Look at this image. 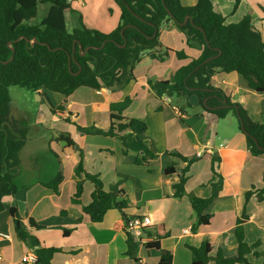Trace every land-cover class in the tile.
<instances>
[{
    "label": "crops",
    "instance_id": "1",
    "mask_svg": "<svg viewBox=\"0 0 264 264\" xmlns=\"http://www.w3.org/2000/svg\"><path fill=\"white\" fill-rule=\"evenodd\" d=\"M197 1L181 0V3L184 6H192ZM212 2L215 11L226 17L227 24L237 23L246 14L254 12V25L261 31L264 40V0H242L235 13L231 0ZM66 16L71 17L78 27L82 19L87 27L105 33L113 31L120 22V11L113 0L75 1ZM160 41L164 48L173 52H169V56L163 61L144 55L134 71L136 81L115 91L110 88L100 91L80 88L69 97L62 95L65 97L64 105L59 106H63L64 111L57 110L53 113L55 117L70 119L75 125L81 124V127L97 126L108 129L109 117L105 124H101L98 118L100 108L109 114V105L112 102L130 97L133 102L125 115L147 123L148 130L141 137L157 153V158L147 165H136L138 154L129 151L124 155L119 139L80 132L76 145L70 146L75 152V162L70 165L69 173L65 170V165L62 167V162H65L59 157L60 169L57 173L61 171L64 176L59 185L60 196L51 188L42 185L50 182L52 178L46 182L32 177L23 185L29 189L22 191L20 187L16 195L4 199L6 209L0 211V233H6L10 238L0 241V264H18L22 256L30 250L14 229L9 213V208L14 206L20 210L23 226L38 238L41 247L60 249L53 255L52 264H137L126 254L125 230L116 226L123 219L121 212L114 214L111 220H106L107 215H110L107 213L100 223L91 222L83 213L82 208L91 202L94 189L90 181V184H84L80 204L70 201V196L77 188L79 178L74 169L80 162L81 152L86 172L99 175L108 192L117 194L119 200L128 203L130 208L126 210V214L130 219L148 216L152 221L148 230L152 232L153 238L169 233V236L163 237L160 242L162 249L172 252L173 264H191L192 253L186 246L199 247L204 241L213 246V256L219 248L224 251L226 257L237 256V219L243 213L246 192L264 189V157L251 154L246 146L245 135L234 130L232 122L227 124V131L222 130V119L211 113H202L197 96L186 99L177 97V100L167 96L156 97L149 87L150 80L171 79L179 68L198 58L201 53L197 48L188 47L185 34L172 24L161 28ZM181 50L187 55L184 59H179L175 54V51ZM211 83L223 89L234 102L242 104L254 121L264 123V92H255L236 72L217 73ZM40 94L50 100L46 89H41L38 95ZM187 104L197 111L188 113ZM49 150L51 151L50 146ZM170 151L185 157L201 158L190 167L186 195L181 199L173 197V185L178 182L177 175H182L187 163L168 155ZM214 153L221 158L216 168L223 178L221 188L218 184L219 178L213 179L211 172V157ZM172 162L176 163L177 175L167 176L165 168ZM19 171L17 177L20 176ZM213 183L216 184L214 191ZM65 193L68 196L63 201ZM213 193V203L205 211L206 214L213 215L211 223L200 226L197 233L193 234L191 228L196 217L189 202V195L207 198ZM247 210L250 219L245 224L246 241L249 244L261 241L257 250L264 251V199L259 201L254 194ZM30 218L45 228H31ZM65 230L70 231L68 236L65 235ZM144 245H140L137 253L141 264H158L160 250L147 251ZM250 260L257 264L263 262L262 258L256 259L253 256H250Z\"/></svg>",
    "mask_w": 264,
    "mask_h": 264
},
{
    "label": "trees",
    "instance_id": "2",
    "mask_svg": "<svg viewBox=\"0 0 264 264\" xmlns=\"http://www.w3.org/2000/svg\"><path fill=\"white\" fill-rule=\"evenodd\" d=\"M75 1L78 0H0V211L6 209L4 199L20 191L16 177L21 164L20 153L27 141L26 124L11 113L10 87L20 86L37 93L44 88L65 97L83 87L94 91L103 88L121 90L136 81L134 71L144 55L163 61L169 56V52H173L164 48L160 41L161 28L169 24L185 34L188 47L197 48L201 53L198 58L179 68L171 79L150 80L148 84L151 91L158 98L176 96L186 99L197 96L202 113L214 114L219 119L233 114L238 120L239 129L245 135L247 149L253 156L264 157V123L254 121L242 104L234 102L223 89L211 83L217 73L236 72L255 92H264V40L261 31L254 25V12L246 14L237 23L227 24L226 17L215 11L212 0H198L192 6H184L181 0H113L120 11V22L113 31L105 33L87 27L82 19L79 27L68 29L66 13ZM231 1L234 3L235 13L242 0ZM46 3L50 4L49 9L43 17L37 18L39 5ZM262 13L264 20V8ZM187 17L190 20L185 24ZM175 54L179 59L187 57L183 50L175 51ZM215 56L216 58L202 65ZM132 102L127 97L109 105L108 129L76 126L84 134L119 139L124 155L129 151L136 152L138 156L135 164L144 166L157 158V153L141 137L148 130L147 123L125 115ZM187 107L191 108L188 104ZM57 110L64 111V107L59 106L52 112L56 113ZM60 139L66 140L68 146L76 145L71 135H61ZM168 155L187 163L182 175H177L175 162L165 168V175H177L178 182L173 185V197L181 199L186 195L190 167L201 158L189 159L178 152H168ZM220 162V156L214 153L211 157V172L213 179L219 178L221 188L223 178L216 171ZM75 173L79 179L72 202L80 204L84 181H90L94 189L91 202L82 208L83 213L91 222L100 223L108 211L118 209L123 219L116 226L126 232V254L137 264H141L137 255L141 243L134 238L128 227V203L119 200L117 194L108 192L99 175L86 172L82 152ZM63 179L64 176L59 171L50 182L42 185L59 194V185ZM215 188L216 184L213 183V191ZM254 194L259 201H263L264 189L250 190L245 194V206L241 217L237 219L235 230L237 256L226 257L221 248L213 256V246L204 241L199 247L186 246L192 253L191 264H257L250 260V256L262 258L261 264H264V251L257 250L261 241L249 244L245 236V224L250 219L247 206ZM213 200L214 193L207 198L189 195L196 217L191 228L193 234L197 233L200 226L211 223L213 215L206 214L205 211ZM9 213L21 241L30 249L36 250L41 264H52L53 255L60 249L41 247L38 238L23 226L18 207L9 208ZM29 224L31 228H45L33 218L29 219ZM148 228L145 233L151 240L144 245L147 251L160 250L158 264H173L172 252L162 249L160 242L169 233L153 238ZM69 233L70 231L65 230L66 236Z\"/></svg>",
    "mask_w": 264,
    "mask_h": 264
},
{
    "label": "rangeland",
    "instance_id": "3",
    "mask_svg": "<svg viewBox=\"0 0 264 264\" xmlns=\"http://www.w3.org/2000/svg\"><path fill=\"white\" fill-rule=\"evenodd\" d=\"M49 7V3L40 4L37 18L43 17ZM67 26L69 30H73L75 27H78L71 17L67 18ZM9 90L11 98V113L17 119L22 120L27 127L26 145L20 153L21 165L19 166L20 171L18 170L20 172V176L17 177L16 180L19 188L21 187L22 191L29 189V187L23 185L27 184L28 179L32 177L34 179L46 180V182L47 180L50 181V178L53 179V175L60 169V159L65 162H62V167L65 165V170L67 169V172L69 173L68 170L70 165L75 162V152L70 149L66 140L60 139V136L71 135L73 141L76 142V139H78L81 135V130L71 121L55 117L52 112V110L57 109L59 105H64L63 100L65 97H62L61 94L46 90V92L50 95V100H48L43 95L40 94L38 96L37 92L20 86H11ZM173 99L177 100V97H173ZM186 110L190 114L197 111L189 107H186ZM58 111L61 112L60 110ZM104 111L105 110L100 108V111L98 112V118L100 119L101 124H105L108 117V114ZM223 120L224 119L221 120V124H224L221 127L222 130L227 131V124L232 122V128L242 134L238 127V120L233 114H230L225 121ZM89 135L93 136L96 134ZM49 146L51 151L49 150ZM170 152L173 153L175 151ZM190 157L191 156H188L187 158L192 159L195 156H192V158ZM28 174L30 176H28ZM86 182L89 183V181L85 180L84 184ZM68 188L69 186H67V191ZM74 194L70 196V201H72ZM60 195L61 193L59 196ZM67 196L68 194L65 193L63 201H65ZM119 212L120 211L115 208L110 210L108 212L110 215H107L108 217L106 218L108 219L106 220H111L114 214H119Z\"/></svg>",
    "mask_w": 264,
    "mask_h": 264
},
{
    "label": "built area",
    "instance_id": "4",
    "mask_svg": "<svg viewBox=\"0 0 264 264\" xmlns=\"http://www.w3.org/2000/svg\"><path fill=\"white\" fill-rule=\"evenodd\" d=\"M150 225H152L151 219L148 216H144L130 219L128 227L132 230L136 240H138L141 244H146L150 240V237H148L145 233V229H147ZM9 238L10 236L8 234L0 233V241ZM18 264H41V262L36 250L30 249L22 256Z\"/></svg>",
    "mask_w": 264,
    "mask_h": 264
},
{
    "label": "water",
    "instance_id": "5",
    "mask_svg": "<svg viewBox=\"0 0 264 264\" xmlns=\"http://www.w3.org/2000/svg\"><path fill=\"white\" fill-rule=\"evenodd\" d=\"M190 20V17H187L186 19H185V24L186 23H188V21ZM123 31H124V29L122 30V33H123ZM34 42H35V40H34ZM86 52H87V50L86 51H84L82 54L83 55H85L86 54ZM214 58H216V56L215 57H212V58H209V59H207L205 62H203V64L202 65H205V64H207L208 62H210L211 60H213ZM13 59V57L9 60V61H11ZM8 61V62H9ZM1 62V61H0ZM7 63V62H6ZM39 96V95H38Z\"/></svg>",
    "mask_w": 264,
    "mask_h": 264
}]
</instances>
